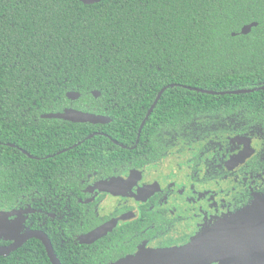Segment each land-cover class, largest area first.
Instances as JSON below:
<instances>
[{"label": "trees", "instance_id": "trees-1", "mask_svg": "<svg viewBox=\"0 0 264 264\" xmlns=\"http://www.w3.org/2000/svg\"><path fill=\"white\" fill-rule=\"evenodd\" d=\"M251 22L257 25L241 34V27ZM262 85L264 0H101L90 5L78 0H0V190L20 191L26 176L38 170V160L30 158L24 168L22 153L11 160L17 149L10 144L41 155L45 136L54 134L40 129H66L48 153L78 143L45 159L59 164L61 171L70 170L69 163L79 167L89 159L133 154L154 128L175 129L200 115L223 118L240 112L247 120L264 121V89L243 94L189 89L224 92ZM163 87L137 147L122 148L135 143ZM68 92L79 97L72 101ZM68 107L110 121L66 124L42 118ZM93 130L107 137L85 138ZM99 143L109 146L107 157L94 156L101 152ZM60 186L78 189L80 184L66 181Z\"/></svg>", "mask_w": 264, "mask_h": 264}, {"label": "flooded vegetation", "instance_id": "flooded-vegetation-1", "mask_svg": "<svg viewBox=\"0 0 264 264\" xmlns=\"http://www.w3.org/2000/svg\"><path fill=\"white\" fill-rule=\"evenodd\" d=\"M245 116L204 114L175 129L154 128L133 154L89 159L79 167L69 163L72 168L64 171L45 159L78 144L48 153L66 129H40L54 134L45 136L41 155L10 144L17 149L11 160L22 153L24 168L30 158L38 160V170L26 176L20 191L0 190V264H53L47 246L59 264H110L141 248L187 243L205 226L264 195V121ZM140 132L133 145L120 146L136 148ZM95 135L107 137L93 130L85 138ZM97 148L95 157H107L106 143ZM66 181L80 186L61 187ZM98 229L104 232L94 237Z\"/></svg>", "mask_w": 264, "mask_h": 264}, {"label": "water", "instance_id": "water-1", "mask_svg": "<svg viewBox=\"0 0 264 264\" xmlns=\"http://www.w3.org/2000/svg\"><path fill=\"white\" fill-rule=\"evenodd\" d=\"M78 1L90 5L101 0ZM256 25V22L245 24L241 27L240 33L246 35ZM234 34L232 33V35ZM165 88L163 87L157 93L139 127V132ZM189 89L207 94H243L264 89V85L253 89H237L224 92L193 87H189ZM99 94L98 91H92L94 97H98ZM66 96L70 100H75L79 97V94L68 92ZM42 117L64 119L77 123L104 124L109 122V118L104 115L87 113L74 108H66L62 112L46 113ZM101 230H96L93 233L94 237L104 232V230ZM36 236L44 238L41 235ZM47 249L53 264H59L58 260L51 254L48 246ZM220 260L229 261L233 264H264V195L255 196L254 200L247 206L205 226L181 246L154 249L141 248L136 255L110 264H206Z\"/></svg>", "mask_w": 264, "mask_h": 264}]
</instances>
